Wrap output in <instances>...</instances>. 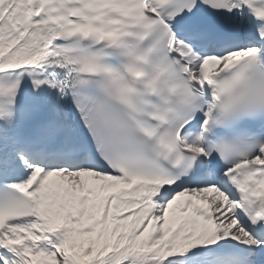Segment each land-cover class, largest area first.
<instances>
[{"label": "snow or ice", "instance_id": "snow-or-ice-1", "mask_svg": "<svg viewBox=\"0 0 264 264\" xmlns=\"http://www.w3.org/2000/svg\"><path fill=\"white\" fill-rule=\"evenodd\" d=\"M0 264H264V0H0Z\"/></svg>", "mask_w": 264, "mask_h": 264}]
</instances>
